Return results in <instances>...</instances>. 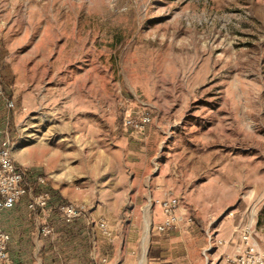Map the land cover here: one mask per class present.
Here are the masks:
<instances>
[{
    "label": "rangeland",
    "instance_id": "374dc122",
    "mask_svg": "<svg viewBox=\"0 0 264 264\" xmlns=\"http://www.w3.org/2000/svg\"><path fill=\"white\" fill-rule=\"evenodd\" d=\"M0 86L13 137L43 114L97 113L100 131L119 115L132 138L159 139L189 216L177 237L158 232L147 201L150 218L102 236L125 239L131 264L146 263L151 242L155 264H234L231 243L251 219L264 248V0H0ZM140 112L146 130L123 124Z\"/></svg>",
    "mask_w": 264,
    "mask_h": 264
},
{
    "label": "crops",
    "instance_id": "0c3cea01",
    "mask_svg": "<svg viewBox=\"0 0 264 264\" xmlns=\"http://www.w3.org/2000/svg\"><path fill=\"white\" fill-rule=\"evenodd\" d=\"M39 107L40 104L36 108ZM43 116H46L43 124L32 120L36 122L33 125L40 124L42 128L31 126L27 136L17 128L14 137L11 136V156L32 178L42 175L44 188L55 200L83 204L86 211L83 217L70 223L64 222L52 207L46 212H32L26 210L23 202L1 212L0 226L9 236L8 263L131 264L132 258L128 257L131 248L126 240H122V244L117 242L116 247L109 244L99 232L97 220L104 219L111 232L123 229L129 233L131 217H151L148 201L154 205L151 210L153 220L158 214V225L162 220L158 201L169 194L176 197L174 188L179 170L170 157H167L169 160L163 158L165 152L161 142L151 136L152 132L139 139L132 138L127 129L121 128L119 115H115L114 124H110L111 130L106 131H100L97 113L76 114L69 119L61 114ZM20 123L18 121L16 125ZM176 213L189 216L179 205ZM149 222L146 221L143 230L144 238L149 232ZM42 224L51 227L50 235L39 234ZM253 224L251 219L246 225L254 230ZM176 227L169 232L173 237L181 231ZM210 230L214 238L221 241L219 245L226 244L219 229ZM155 236L152 231L149 233L151 240ZM236 236L231 243L234 249L239 241L237 233ZM156 243L151 242L145 264H155L152 254L159 246ZM135 260L137 264L144 262L138 256Z\"/></svg>",
    "mask_w": 264,
    "mask_h": 264
},
{
    "label": "built area",
    "instance_id": "2783aa9c",
    "mask_svg": "<svg viewBox=\"0 0 264 264\" xmlns=\"http://www.w3.org/2000/svg\"><path fill=\"white\" fill-rule=\"evenodd\" d=\"M0 98L3 99V105L7 110L13 108L12 100L3 97L1 86ZM150 123L151 117L147 112L128 115L123 119L126 127L140 132L146 130ZM11 143L9 122L6 120L0 125V214L23 202L26 210L32 212L42 213L52 207L66 223L83 217L86 211L83 204L55 200L53 194L44 188L45 179L42 175L32 178L26 169L16 164L11 156ZM158 203L162 212V221L156 225L158 232H166L176 227L185 218L176 213L178 201L175 196L169 194ZM97 228L102 236L108 239L112 237L111 228L104 219L97 220ZM51 232L52 229L47 224L39 227L41 236H48ZM239 235L240 244L227 256V261L234 264H264V248H260L254 240V230L251 226L242 227ZM8 240V234L0 226V264H9Z\"/></svg>",
    "mask_w": 264,
    "mask_h": 264
}]
</instances>
